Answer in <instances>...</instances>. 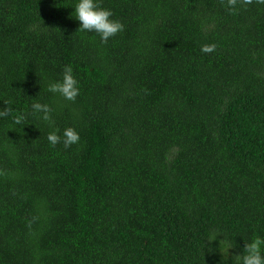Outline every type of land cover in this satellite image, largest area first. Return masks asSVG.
<instances>
[{
	"label": "trees",
	"instance_id": "1",
	"mask_svg": "<svg viewBox=\"0 0 264 264\" xmlns=\"http://www.w3.org/2000/svg\"><path fill=\"white\" fill-rule=\"evenodd\" d=\"M99 2L106 43L78 0H0V264H240L264 237V4ZM66 65L74 102L48 91Z\"/></svg>",
	"mask_w": 264,
	"mask_h": 264
},
{
	"label": "clouds",
	"instance_id": "2",
	"mask_svg": "<svg viewBox=\"0 0 264 264\" xmlns=\"http://www.w3.org/2000/svg\"><path fill=\"white\" fill-rule=\"evenodd\" d=\"M253 3V0H226V5L230 12L236 14L240 8ZM257 4H264V0H255ZM75 18L80 21L79 31L95 32L100 35L102 42H107L109 38L117 35L124 30V25L118 21L111 19L113 13L110 9H106L100 5L99 0H78L74 8ZM216 49L215 44H206L201 47L204 53H212ZM48 91L54 94H59L65 100L75 101L79 95L80 89L78 81L73 75V68L71 65H66L63 71L62 81L50 83ZM32 110L34 114H40L39 118L47 122L50 126L54 123L52 120L53 109L48 104L33 103ZM10 107L0 111V117L11 114ZM25 117L23 114L14 117V123L19 125L23 122ZM59 129L48 134L47 139L52 146L61 143V136L58 134ZM80 141L79 133L72 127H68L63 131V145L65 148ZM217 237L214 234L208 238V241H213ZM231 247V246H230ZM229 247V248H230ZM228 248V249H229ZM228 249L226 254L228 255ZM242 257L237 255L240 264H264V237H255L251 242H246ZM224 254V253H223Z\"/></svg>",
	"mask_w": 264,
	"mask_h": 264
}]
</instances>
